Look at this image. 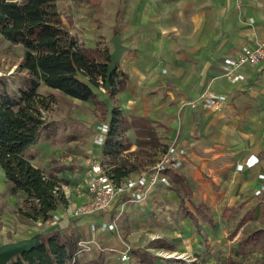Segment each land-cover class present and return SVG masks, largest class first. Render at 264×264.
I'll return each instance as SVG.
<instances>
[{"label":"crops","instance_id":"crops-1","mask_svg":"<svg viewBox=\"0 0 264 264\" xmlns=\"http://www.w3.org/2000/svg\"><path fill=\"white\" fill-rule=\"evenodd\" d=\"M239 1L238 5L236 0H58V5L79 44L97 51V60L107 61L103 56L107 50L111 54L112 39L121 34L127 48L117 69L127 75V82L119 93L108 94L112 108H121L129 117L168 119L174 133L178 131L175 142L187 151V158L184 155L177 169L192 195L183 198L178 182L180 188L175 186L166 196L176 197L182 216L192 221L190 250L203 252L202 232L223 219L230 223L239 248L227 264L232 259L237 264H264V61L242 66L239 82L223 75L227 57L264 41V0ZM206 91L226 94L227 104L221 110L208 107L202 98ZM192 100L196 106H191ZM248 160L257 162L248 166ZM85 170L84 166V175ZM258 189L262 191L257 193ZM126 195L118 197L112 209L122 198L126 201ZM182 198L197 222L184 214ZM85 200L73 190L68 204L56 211L66 216L69 204ZM95 216L99 220L95 222L103 221L102 214ZM78 218L55 225L64 228ZM201 218L207 221L204 226ZM259 230L263 232L244 240ZM143 251L148 250L138 251L139 256ZM150 256L151 264H156Z\"/></svg>","mask_w":264,"mask_h":264},{"label":"rangeland","instance_id":"rangeland-1","mask_svg":"<svg viewBox=\"0 0 264 264\" xmlns=\"http://www.w3.org/2000/svg\"><path fill=\"white\" fill-rule=\"evenodd\" d=\"M107 53L103 56L106 60L109 55ZM24 54L22 44L13 43L0 34V79L8 83L11 93H16L23 83L25 72L20 69V64ZM38 91L55 97L50 108L44 109V118L55 134L51 138L42 137L25 152V156L57 178L62 187L75 185L72 189L77 191L76 187L86 181L82 170L88 157L104 158L102 146L94 142V137L98 124L108 121L105 116H110L112 97L106 90L97 89L99 98L105 103L101 105L69 96L45 83H41ZM150 119L154 131L151 136H139L134 127L127 133L133 142L142 137L147 141L144 144L135 143L123 153L136 166L130 173L131 176L149 171L168 145L175 140L179 141V138H175L178 131L174 133L168 119L151 116ZM184 155L186 159L187 151ZM167 176L169 184L163 182L153 187L138 186L134 189L132 198L126 201L122 198L117 203L107 214L109 218L116 220L114 231H92V223L99 221L95 215L80 216L64 227L69 233L94 241L92 248L84 252L76 264H147L138 254L141 250H148L156 264H227L228 257L236 256L238 242L231 235L230 223L223 219L217 220L215 228L208 226L205 234L202 232L199 239L205 244L203 252L194 253L190 250L187 245H190L194 233L192 221L182 216L176 197L166 196L175 186L180 188L178 181L171 179L168 174ZM12 186L13 183L6 178L0 166V249L36 244L42 231L56 226L50 219L33 221L22 215L19 211L25 208V193L13 192ZM102 217L104 218L103 215ZM203 219H200L203 221L202 226L207 222ZM170 243H175L176 246L171 248ZM124 251H129L128 259L123 258ZM16 255L14 253L6 264H10Z\"/></svg>","mask_w":264,"mask_h":264},{"label":"trees","instance_id":"trees-1","mask_svg":"<svg viewBox=\"0 0 264 264\" xmlns=\"http://www.w3.org/2000/svg\"><path fill=\"white\" fill-rule=\"evenodd\" d=\"M0 34L25 48L20 64L25 74L18 91L11 93L8 83L0 79V166L13 183L12 191L25 193V208L19 212L33 221L51 220L60 206L68 204V199L60 192L61 187L56 189L62 186L61 182L25 156L42 137L51 138L55 134L42 112L50 108L55 97L42 94L38 88L45 83L69 96L102 105L104 101L97 89L102 86L100 79L105 86L111 56L108 55L107 61L97 60L95 51L79 44L64 22L58 0H0ZM126 82L127 75L115 69L106 92L114 96L124 89ZM105 118L110 129L102 146L103 163L109 175L120 184L136 168L123 154L133 142L128 130L134 127L139 136H151L152 121L146 116L129 117L117 106ZM146 142L144 137L136 140L138 144ZM166 173L180 183L183 198L192 195L190 184L180 170L172 168ZM182 210L198 221L185 199ZM258 232L263 231H256L244 240L250 241ZM78 239L77 235L52 226L39 234L38 243L17 253L10 264H68L78 249ZM140 256L151 264L148 251L141 252Z\"/></svg>","mask_w":264,"mask_h":264},{"label":"built area","instance_id":"built-area-1","mask_svg":"<svg viewBox=\"0 0 264 264\" xmlns=\"http://www.w3.org/2000/svg\"><path fill=\"white\" fill-rule=\"evenodd\" d=\"M236 3L239 5L240 1L236 0ZM261 61H264V41H259L254 46L244 47L241 54L237 57H227L223 63V75L231 82H239L244 77L240 73L242 66L246 64L256 65ZM100 81L102 84L101 88L105 90L103 80L100 79ZM202 98L205 105L216 110H221L228 101L226 94L215 91H206ZM190 104L191 106H196L197 101L192 100ZM42 112L44 117V109H42ZM109 129V122H102L98 125L97 134L95 135V142L98 145H104ZM184 154L185 149L173 141L149 171L142 172L136 178H128L120 184L109 175L108 168L103 163L102 157L101 159L96 156L88 157L85 164L86 181H82L81 185L76 187L79 195H86V201L81 204H69L66 208V216H62L56 211L51 219L52 222L57 223L62 221V219L69 221L71 217H80L83 215L102 214L104 216L103 221L101 223L93 222L91 225L92 231L96 229L114 231L116 229V220L109 218L107 214L112 211V207L118 197L127 194V199L132 198L135 194L134 189L138 186L153 187L159 182L169 184L170 181L166 171L172 168H179L183 165ZM255 162L257 160H248L246 165L252 166ZM262 176L264 177V175ZM58 188H60V192L65 195L68 201H70L73 189L62 186H57L56 189ZM261 191L262 189H258L256 192L260 193ZM93 243L94 241L91 238H80L78 240V249L68 264H76L81 255L92 248ZM123 258H129V251L123 252Z\"/></svg>","mask_w":264,"mask_h":264},{"label":"water","instance_id":"water-1","mask_svg":"<svg viewBox=\"0 0 264 264\" xmlns=\"http://www.w3.org/2000/svg\"><path fill=\"white\" fill-rule=\"evenodd\" d=\"M114 44V50L111 52V60L107 65V73L105 78V90L111 87V76L112 72L117 69L118 63L121 60V57L126 50V45L122 42L121 34L118 32L112 39ZM30 246V245H29ZM26 247L21 248H13V247H5L0 249V264H6V262L13 256L14 253L21 252ZM16 251V252H15Z\"/></svg>","mask_w":264,"mask_h":264}]
</instances>
